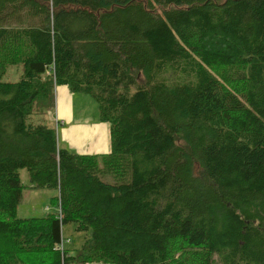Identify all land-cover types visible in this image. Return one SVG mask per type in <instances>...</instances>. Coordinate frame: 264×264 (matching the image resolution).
<instances>
[{
  "label": "trees",
  "instance_id": "1",
  "mask_svg": "<svg viewBox=\"0 0 264 264\" xmlns=\"http://www.w3.org/2000/svg\"><path fill=\"white\" fill-rule=\"evenodd\" d=\"M57 86L107 153L60 143ZM22 169L56 212L16 216ZM0 264H264V0H0Z\"/></svg>",
  "mask_w": 264,
  "mask_h": 264
},
{
  "label": "rangeland",
  "instance_id": "2",
  "mask_svg": "<svg viewBox=\"0 0 264 264\" xmlns=\"http://www.w3.org/2000/svg\"><path fill=\"white\" fill-rule=\"evenodd\" d=\"M20 73L21 67L11 68L4 76L3 80L7 82L17 81L20 77ZM72 106V109H74L75 113L74 119L80 122L76 123L75 125H90L91 121H96L98 119V105L88 95L75 93V95L73 96ZM52 112L53 115L56 116L55 109ZM58 137L60 140L61 136H59V133ZM96 139L97 138L94 136L95 143H98L96 142ZM72 152L77 153L75 151ZM85 153L91 156L102 155L90 154L89 152ZM19 174L24 188L22 192V202L17 208L16 216L18 218L42 217L49 213V211L56 212L57 205H55V203H50V201L57 196V191L54 189H31L29 187L30 183L27 171L25 169H22L20 170ZM106 180L107 179H105V181ZM62 237L64 240L69 239V243L65 244V247H67L71 253H74V250L81 247L84 238L87 237V234L75 232L72 225H64L62 228Z\"/></svg>",
  "mask_w": 264,
  "mask_h": 264
},
{
  "label": "crops",
  "instance_id": "3",
  "mask_svg": "<svg viewBox=\"0 0 264 264\" xmlns=\"http://www.w3.org/2000/svg\"><path fill=\"white\" fill-rule=\"evenodd\" d=\"M64 86L55 89V114L56 120L60 122L59 136L63 147L75 151L81 155L105 154L108 152V128L106 124L91 121L90 125H75L80 123L74 119L75 113L72 106L73 96ZM74 123V124H72ZM66 126V127H65ZM94 136L97 138L95 143Z\"/></svg>",
  "mask_w": 264,
  "mask_h": 264
}]
</instances>
